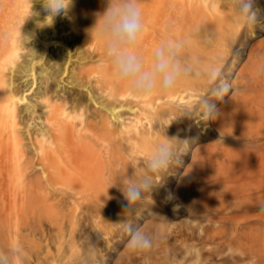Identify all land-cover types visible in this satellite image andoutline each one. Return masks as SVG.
Listing matches in <instances>:
<instances>
[{"label":"rangeland","instance_id":"374dc122","mask_svg":"<svg viewBox=\"0 0 264 264\" xmlns=\"http://www.w3.org/2000/svg\"><path fill=\"white\" fill-rule=\"evenodd\" d=\"M236 2L142 0L146 59L168 34L193 71L134 99L92 31L103 0H72L54 25L40 0H0V244L19 238L16 264H264V0L247 25ZM163 142L178 163L125 213L121 181Z\"/></svg>","mask_w":264,"mask_h":264},{"label":"clouds","instance_id":"9594fccd","mask_svg":"<svg viewBox=\"0 0 264 264\" xmlns=\"http://www.w3.org/2000/svg\"><path fill=\"white\" fill-rule=\"evenodd\" d=\"M51 22L57 15H67L72 0H40ZM104 9L96 13V22L92 31L102 43L105 63L111 78L124 88L134 99H145L154 93L170 94L178 84L187 79L192 65L185 59L187 41L165 34L153 47L150 58L140 50V42L145 32L142 0H103ZM236 12L245 25L256 18L254 0H237ZM45 18V19H46ZM50 23H45L50 25ZM209 75L220 73L216 67H210ZM225 86L227 82H224ZM211 114L210 103L206 104ZM179 155L167 142L156 145L143 161L145 174L127 182L121 181V191L126 200L124 212L130 214L132 205L142 199L144 192L152 189V177L168 170L178 163ZM130 235V246L135 250H146L152 240L132 224L126 225ZM24 248L19 238H10L0 244V264H16L23 259Z\"/></svg>","mask_w":264,"mask_h":264},{"label":"bare ground","instance_id":"6f19581e","mask_svg":"<svg viewBox=\"0 0 264 264\" xmlns=\"http://www.w3.org/2000/svg\"><path fill=\"white\" fill-rule=\"evenodd\" d=\"M10 1H11V0H6L7 4H11ZM87 1H88V0H87ZM18 2H19V1H18ZM4 3H5V2H4ZM13 3H14V2H13ZM14 4H15V3H14ZM24 5L26 6V3H25ZM27 5L29 6V4H27ZM79 5H81V4H79ZM18 6H19V5H18ZM25 6H22V7L20 6V8H22L21 11H23V10L25 9V8L23 9V7H25ZM26 8H27V7H26ZM43 8H44V7H43ZM11 9H12V8H11ZM18 9H19V7H18ZM149 14H150V13H149ZM17 17H18V16H17ZM151 17H152V15H151ZM151 17H150V18H151ZM57 18H58V17L55 16V17L53 18L52 21L55 22V21H56L55 19H57ZM70 18H71V17H70ZM150 18H149V19L146 18V19H147V20H150ZM152 18H155V17H152ZM46 20H47L46 23H50V22H51V18H50V17L46 18ZM58 21H59V19H58ZM13 22H14V21H13ZM52 23H53V22H52ZM13 25H14V24H13ZM13 25L11 24V26H13ZM15 25H17V22H16ZM50 25H51V24H50ZM53 25H54V23H53ZM4 28H5V26H4ZM12 28H13V27H12ZM5 29H6V28H5ZM5 33H6V32H5ZM7 33H9V32H7ZM17 33H18V32H17ZM31 33H32V32H31ZM47 33H48V32H47ZM9 34L13 35L12 32L9 33ZM33 34H34V33H33ZM65 34H66V33H65ZM11 35H10V36H11ZM14 36H15V35H14ZM36 36H37V35H36ZM57 36H58V35H57ZM37 37H38V36H37ZM5 38H6V37H5ZM53 38H55V37H53ZM85 38H86V37H85ZM14 39H15V38H14ZM14 39H10V42H11V40H12V44L9 43V44L12 45L11 47H13V44H14V46H15V44L17 43V42H15L16 39H15V40H14ZM60 39H61V38H60ZM13 41H14L15 43H14ZM4 44H5V43H4ZM46 45H47V44H46ZM44 46H45V45H44ZM8 47H9V46H8ZM9 48H10V47H9ZM15 48H16V47H15ZM45 48H47V47H45ZM10 50H11V48H10ZM3 51H4V50H3ZM12 51H13V49H12ZM15 51H16V53H17L18 50L14 49V52H15ZM8 53H9V51H8ZM5 54H6V52H5ZM11 54H12V55H11ZM9 55H11V57H10V58L7 57V58H8V59H11V58H13L14 55H16V54H15V53L13 54V52L11 53V51H10ZM4 56H5V55H4ZM18 56H19V55H18ZM5 57H6V56H5ZM8 59H5V60L8 61ZM36 63H37V62H36ZM0 65H1V64H0ZM36 66H37V65H36ZM33 74H34V73H33ZM11 90H12V89H11ZM11 93H13V92H11ZM6 96H7V99L10 100V104H11V102H13V101H12V100H13L12 95L9 93L8 95L6 94ZM0 97H1V96H0ZM5 98H6V97H5ZM0 99H1V98H0ZM2 100H3V99H2ZM14 100H15V99H14ZM47 100H48V99H47ZM66 100H67V99H66ZM45 101H46V100H45ZM4 102H7V103H8L9 101L6 100V101H4ZM1 103H2V102H1ZM1 103H0V104H1ZM14 103H15V102H14ZM14 103H13V104H14ZM57 103H58V102H57ZM13 104H12V105H13ZM58 104H59V103H58ZM50 105H51V104H50ZM13 106H14V105H13ZM4 107H7V106H4ZM10 107H11V106H10ZM49 108H50V107H49ZM64 108H65V107H64ZM9 110H10V109H9ZM51 110H52V109H51ZM57 110H58V109H57ZM13 111H15L14 108H13ZM60 111H61V110H60ZM10 114H11V113H10ZM66 115H67V114H66ZM74 115H75V114H74ZM51 116H52V115H51ZM76 116H77V115H76ZM8 117H9V116H8ZM74 117H75V116H74ZM74 117H73V118H74ZM67 118H68V117H67ZM73 118H72V119H73ZM4 119H5V118H4ZM9 119H10V118H9ZM9 119H8V120H9ZM68 120H69V119H68ZM51 121H52V120H51ZM67 122H68V121H67ZM59 125H60V124H59ZM71 127H72V126H71ZM101 145H102V144H101ZM93 149H94V148H93ZM97 153H98V152H97ZM97 153H96V154H97ZM99 153H100V152H99ZM99 153H98V155H99ZM99 157H100V156H99Z\"/></svg>","mask_w":264,"mask_h":264}]
</instances>
